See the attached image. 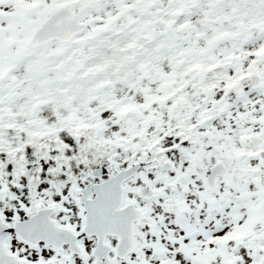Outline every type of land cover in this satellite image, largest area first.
Instances as JSON below:
<instances>
[{
    "label": "snow or ice",
    "instance_id": "obj_1",
    "mask_svg": "<svg viewBox=\"0 0 264 264\" xmlns=\"http://www.w3.org/2000/svg\"><path fill=\"white\" fill-rule=\"evenodd\" d=\"M0 264H264V0H0Z\"/></svg>",
    "mask_w": 264,
    "mask_h": 264
}]
</instances>
